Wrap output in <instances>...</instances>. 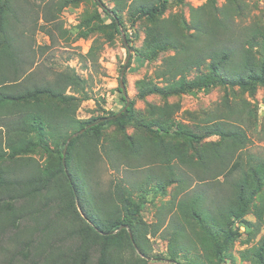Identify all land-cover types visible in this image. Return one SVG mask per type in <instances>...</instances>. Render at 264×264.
Segmentation results:
<instances>
[{
    "label": "rangeland",
    "instance_id": "374dc122",
    "mask_svg": "<svg viewBox=\"0 0 264 264\" xmlns=\"http://www.w3.org/2000/svg\"><path fill=\"white\" fill-rule=\"evenodd\" d=\"M70 1L59 9L62 0H14L17 19L12 15L7 18V23L14 26L10 33L19 38L15 45L29 64L35 62L29 71L36 75L33 83L55 80L57 73L71 70L85 82L83 86L75 87V91L66 90V94L75 96L74 99L63 100L41 93L30 99L17 98L0 108V150L11 152L13 144L28 146L5 164L10 178L19 183L0 188V200L9 201L13 207L7 210L4 205L0 206V264H72V256L74 263L80 264V254L85 251V264H100L98 250L90 249L86 241L79 244L81 234L78 229L87 222L82 219L80 199L69 194L63 186V174L59 171L63 159L59 150L63 138L78 127L79 121L119 112L125 106L126 100L119 91V78L129 52L131 58L124 80L132 112L122 122H107L85 136L98 151L94 164L88 165L83 155L81 157L88 172L94 175L89 178L93 187L90 186L88 193L98 195L108 191L114 194L120 184L131 191L136 203L144 200L138 216L121 209L118 218L139 222V243L146 248L149 257L138 251L139 243H135L136 246L128 235H133L131 228L123 225L121 228L128 233L123 235L121 245L110 249L109 264H264V167L256 168L255 178L263 183L254 194L249 210L229 227L233 232L232 239L217 234L215 229L209 240L213 247L205 249L200 244L194 245L197 239L191 218L183 217L178 208L179 201L198 187V177L187 164L198 160L211 145L224 144L223 138L210 133L208 126L225 116L229 107L235 115L241 116L247 141L242 152L233 156L227 152L226 173L237 159L242 164L228 178L225 174L213 178L214 170L208 171L203 185L216 203L220 199L218 196L231 192L230 181L238 179L242 173L247 172L249 181H254L249 173L251 164L264 160V73L261 79H248L243 86L216 84L188 88L178 95H141L137 86L141 80L148 79L150 84L160 86L167 84L166 79L157 76V70L165 58L175 53L169 48L152 60L138 54L146 27L152 20L136 10L125 9L117 25L114 17L105 12L119 8L117 0H101L102 3L99 0ZM55 3L58 5L52 7ZM200 6L204 10L195 15L203 23L208 20L209 25L213 24L216 11L221 17V12L230 14L232 34L238 39L250 37L255 27H261L264 33V0H166L163 13L156 18L173 16L183 20L184 17L183 30L192 33L191 13ZM3 32L0 29V33ZM199 46L201 50L209 47L207 36L202 37ZM250 50L253 61L262 63L264 44L259 42ZM234 60L230 66L235 65L238 56ZM200 71L193 68L187 72L188 77L193 78ZM10 76L13 77V71L7 73L6 68L0 66V82L11 80ZM32 82L28 80L25 84L31 86ZM4 83L12 84L10 90L14 92L18 90L17 84L24 83V78L20 75L16 80L0 83V87ZM164 104L174 105L176 112L172 119L175 125L168 133H157L152 122L160 118L157 107ZM35 124L42 125L50 150L31 143L38 139L37 133L31 130ZM161 140L165 152L169 153L170 174L160 161L148 162V153H152L153 146ZM133 142L143 146L142 153L126 156L123 150L130 148ZM79 145L82 146L80 143L75 145L69 164H66L75 176L77 155L82 152ZM217 164L214 162L213 166ZM51 171L57 176L47 190L38 191L36 184L25 181ZM147 173L159 177L149 181ZM37 180L39 185L43 184ZM102 220L106 223L105 218ZM113 225L114 220L109 219L110 230ZM178 225L183 226L184 233L177 231ZM196 228L200 233L201 229L205 230L203 226Z\"/></svg>",
    "mask_w": 264,
    "mask_h": 264
},
{
    "label": "trees",
    "instance_id": "16d2710c",
    "mask_svg": "<svg viewBox=\"0 0 264 264\" xmlns=\"http://www.w3.org/2000/svg\"><path fill=\"white\" fill-rule=\"evenodd\" d=\"M70 2V0H62L59 9L63 6H67ZM98 2L102 3L101 0ZM165 3L166 0H117L119 8H115L111 11L108 9L105 10L107 14L114 17L117 25L120 24L121 15L125 9L130 12L136 10L138 13L146 15L152 20V23L146 27L145 39L138 52L143 58L147 60L155 59L160 52L169 48L175 51L172 56H168L164 59L162 67L157 70V76L166 79L167 84L165 86H160L156 83L150 84L148 79L141 80L137 85L141 95L153 93L178 95L188 88L191 90L197 87L216 84L243 86L248 79H261L264 73V57L262 63L259 61L255 63L252 59L253 53L250 50V48L258 46L259 42L264 44V33L261 27L253 28L250 37L238 39L235 34H232V27L229 23V17H232L230 14L221 12L223 15V17H221L217 16L216 11L214 15L215 18L213 19V24L215 23V25H209L208 20L205 21V24L195 15L197 12L204 10V7L200 6L194 8L191 13V29H193L195 33H185L183 30V27L186 25L184 17L183 20L181 18L176 19L173 16L162 19L156 18L159 13H163ZM55 5H58V3H55L52 7ZM16 11L17 10L14 8V0H0V29L4 31L0 33V40H2L0 44V66L5 67L7 73H9L10 70L13 71V77L10 76L11 80H4L3 82L16 80L22 75L24 83L17 84L16 88L18 90L15 89L14 92L10 90V88L13 87L11 86L12 84L4 83L0 87V108L8 106L17 98L30 99L41 93H49L63 100L74 99L75 96L66 94V90L71 88L75 91V87L79 88L83 86L85 82L84 78L74 70L57 73L55 80L45 83L42 82L43 84L32 82L36 80V75L32 73L33 71H29L34 67L35 62L32 61L29 64V60H27L19 48H17L15 44L19 42V38L10 33L14 26L7 23L9 15L13 17L16 16L15 18L17 19V15L15 14ZM50 12H53V10L50 9ZM203 36H207V45L209 46L205 50H201V46H199ZM236 56H238L239 60L235 62V65L230 66V64L235 61L234 59ZM193 68H197L201 71L198 72L195 77L189 78L187 72ZM28 80L32 82L31 86L25 84ZM119 91L122 93L120 87ZM85 98H88V96H85ZM122 99L126 100L124 95H122ZM225 105L228 107L227 103ZM123 108L119 111L121 113L115 112L98 118L79 121L78 127L63 138L62 147L59 150L60 157L63 159L66 142L71 138L65 161H61L59 171L63 174V186L69 191V194H72L76 199H80V208L84 215L82 219L87 222V225L81 226L78 229V232L81 234L79 244L86 241L87 246H91L90 249L98 250V261L100 264H109L110 249L121 245L123 242V235L127 230L121 228V226H129L133 232V235L127 232L129 238L134 244L139 243L137 231L139 222L134 223L132 218H124V220H121L118 216H120L119 211L121 209L131 211L133 216H138L142 205L144 206V200L139 201L140 204L136 203L131 196V191L120 184H117L118 186L114 194L108 191L98 195L96 193H88L91 192L90 186L93 187L90 180L94 175L88 172V169L84 165V160H82L81 157L83 155V159L86 160L88 165L94 164L98 151L93 148L92 142L85 140V136L91 131L94 132L100 129L101 126L105 125L107 122H122L128 118L133 109L132 104H130L125 111H122ZM157 109L161 112H159L160 118L153 121L152 125L156 126L157 133H168L174 129L173 125H175L172 119L176 112L174 105L164 104V106H158ZM224 115L225 116H220L217 120L215 119L216 121L214 120L212 124L208 126L210 133L217 134L223 138L224 144L217 143L211 145L200 155L198 160L192 164H187V166H192L195 175L198 177L196 181L198 187L195 188L193 193H187V196H184L178 203L179 212L182 213L183 217L187 216L189 219L191 218L193 233L198 241H196L194 245L200 244L205 249L213 247L209 240L210 237H212L211 235L214 234L215 229L217 234L221 233L222 235H227L230 239L234 237L232 229L229 227L235 219L241 218L249 210L254 194L263 183L262 180L255 178L257 177L255 173H257L256 168L264 167V160L251 164L249 173L252 178L254 177L253 182L249 181L247 172L244 174L242 173L238 179L230 181L231 192L225 193L224 196H218L220 201L218 200L216 203L212 201L213 195L210 197L209 190L206 191L203 183L208 178L206 176L208 171L214 170L211 174L213 178H218L222 174H225L228 178V175L235 169H239L242 164L241 160L237 159L233 162L231 169L228 171L229 173H226L228 161L225 157L227 156V152L231 156L234 154L236 155L239 151L242 152L246 147L247 134L244 127L241 125L243 122L241 116L235 115L232 108L229 107ZM84 128H86L84 132L72 137L75 132ZM31 130L35 131L38 136V139L33 142L31 141V143L35 146H41L47 151L50 150V145L45 138L42 125L35 124L31 127ZM82 139H84L85 142H82ZM77 143L82 144V146L79 145L82 152H79L80 154L78 153L77 155L78 166L76 167L77 173L75 176L72 170L66 168V164H69V158ZM10 147L11 152L0 150L1 189L10 188L19 183L18 180L10 178L5 164L9 161V158H14L16 154L28 148V146L24 147L16 144ZM142 150L143 146H140L137 142H133L130 148H125L123 150V153L126 156H139ZM167 155H169V153L165 152V147L161 140L153 146L152 153H148V162L155 163L160 161L163 168L168 170L170 174L171 166L168 164L170 157H167ZM214 162L218 164L213 166ZM224 163L227 164L224 166ZM157 175L158 174L147 173L146 177L148 178L147 180L150 181V179L155 177L158 179L159 176ZM56 176L57 174L51 171L38 177L35 175L31 176L25 181L27 183L36 184L37 190L42 191L43 189L47 190L46 187L52 184ZM90 177L91 179L89 180ZM37 179L43 184L39 185ZM209 197L210 199H208ZM127 202L129 203L127 204ZM120 203L124 205H120ZM211 203H213V208H211L212 206L210 207ZM86 204H91L92 206L88 207ZM1 205L8 208L7 210L13 209L12 205L7 200H0V206ZM11 211H7L6 213ZM104 218L106 223L102 220ZM109 219L114 220L112 230L108 228ZM197 226H203V228H205V230L201 229L204 237L203 234L197 230ZM181 227L183 226L178 225L177 231L184 233ZM117 229L118 231L114 232ZM128 230L130 231V229ZM139 245L140 249L138 251L145 257H149L146 248L140 243ZM80 259V264L86 263V251L80 254ZM71 263L75 264L74 256L71 257Z\"/></svg>",
    "mask_w": 264,
    "mask_h": 264
},
{
    "label": "water",
    "instance_id": "95a60500",
    "mask_svg": "<svg viewBox=\"0 0 264 264\" xmlns=\"http://www.w3.org/2000/svg\"><path fill=\"white\" fill-rule=\"evenodd\" d=\"M124 40L126 41L125 37H124ZM127 45H128V44H127ZM128 47H129V46H128ZM129 51H130V48H129ZM130 58H131V52H129V56H128V58H127V60H126V62H125V64H124V66H123V68H122V71H121V74H120V78H119L120 88H121V91H122V93H123V95H124V97H125V99H126V105H125V107L123 108L122 111L127 110L128 107H129L130 104H131V101H130L129 98H128V94H127V90H126V86H125V80H124V77H125V71H126V68H127V63L129 62ZM119 113H121V112H119ZM85 130H86V128H84V129H82V130H80V131H78V132H75V133L73 134L72 137H75V136L79 135L80 133L84 132ZM70 139H71V138H69V139L67 140L66 145H65V148H64V153H63V160H64V161H65V156H66V152H67V149H68V145H69ZM121 227H122V226H121ZM120 229H121V228H120Z\"/></svg>",
    "mask_w": 264,
    "mask_h": 264
}]
</instances>
